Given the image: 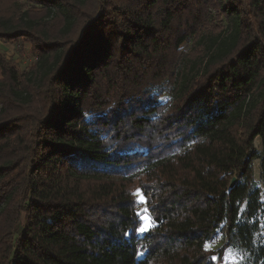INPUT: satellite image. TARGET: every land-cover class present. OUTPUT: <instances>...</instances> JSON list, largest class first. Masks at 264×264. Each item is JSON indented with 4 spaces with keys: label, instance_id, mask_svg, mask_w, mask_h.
<instances>
[{
    "label": "trees",
    "instance_id": "1",
    "mask_svg": "<svg viewBox=\"0 0 264 264\" xmlns=\"http://www.w3.org/2000/svg\"><path fill=\"white\" fill-rule=\"evenodd\" d=\"M210 8L229 35L198 37ZM0 39L38 55L0 56V264H222L233 240L264 264V0H0Z\"/></svg>",
    "mask_w": 264,
    "mask_h": 264
},
{
    "label": "rangeland",
    "instance_id": "2",
    "mask_svg": "<svg viewBox=\"0 0 264 264\" xmlns=\"http://www.w3.org/2000/svg\"><path fill=\"white\" fill-rule=\"evenodd\" d=\"M26 7L30 6V3L25 4ZM31 7V6H30ZM209 19L206 25V28L203 29L200 35H215L218 33L223 32L222 36L229 35L232 28L228 25V18L223 16L221 12H216L212 8L209 9ZM198 37L190 39L182 46V58L183 60H188L195 55L197 49H199L200 45L198 44ZM0 56L3 59L10 63L15 70L18 71L19 74L21 73H28L34 63H36L38 55L32 49V44L28 40L20 39L18 41H4L0 39ZM174 83L173 80H162L160 83L156 84L148 88L147 90V97L149 102L165 104L168 103L171 99V92L173 89ZM147 105V104H145ZM89 118V116H86ZM254 148L259 155V158L254 160L253 162V181L255 187L258 188L260 192V196L262 199V194L264 192V171L262 170V164L264 163V145L260 138H256L254 140ZM136 189L134 191V196L136 202L140 199V197L136 196L135 193L137 192ZM137 209L136 213H140L141 215L138 217L140 221V225L142 224H149V229L153 227V221L148 213L145 211L146 204H141L137 202ZM243 209V207H242ZM257 222V230L254 234V244L257 245L259 243L264 242V233L261 230V219L259 215L255 218ZM150 222V223H149ZM147 232V231H146ZM144 232V233H146ZM143 233V234H144ZM137 232L138 236H142ZM227 240L224 236L223 232L218 234L216 241L209 245L208 248L213 250L219 249L223 243ZM141 256V253H139ZM222 264H257L253 258V256L245 250L239 243H236L235 240L232 241V244L225 250L223 255Z\"/></svg>",
    "mask_w": 264,
    "mask_h": 264
},
{
    "label": "snow or ice",
    "instance_id": "3",
    "mask_svg": "<svg viewBox=\"0 0 264 264\" xmlns=\"http://www.w3.org/2000/svg\"><path fill=\"white\" fill-rule=\"evenodd\" d=\"M136 196L140 197V199L137 201L138 203L144 204L146 203V197L144 196L143 192L141 190H137V192L135 193ZM145 211H147V209H145ZM137 217H139L141 214L140 213H136L135 214ZM150 223V222H149ZM149 230V224H142L140 227H138L136 229V231L140 234H143L144 232ZM207 248V246H206ZM216 257L213 256V260H215Z\"/></svg>",
    "mask_w": 264,
    "mask_h": 264
},
{
    "label": "water",
    "instance_id": "4",
    "mask_svg": "<svg viewBox=\"0 0 264 264\" xmlns=\"http://www.w3.org/2000/svg\"><path fill=\"white\" fill-rule=\"evenodd\" d=\"M235 181H236V178L235 177L231 179V182L229 184V188H232L234 186Z\"/></svg>",
    "mask_w": 264,
    "mask_h": 264
}]
</instances>
